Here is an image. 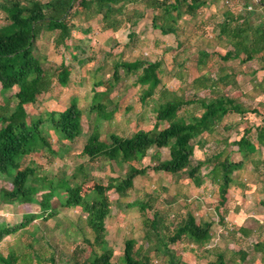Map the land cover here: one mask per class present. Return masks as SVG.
<instances>
[{"label":"trees","instance_id":"16d2710c","mask_svg":"<svg viewBox=\"0 0 264 264\" xmlns=\"http://www.w3.org/2000/svg\"><path fill=\"white\" fill-rule=\"evenodd\" d=\"M220 1H0V10L4 12L0 20V85L4 90L17 88L11 99L0 104V198L2 195L6 203L40 205L39 212L25 213L21 221L5 225L0 231V243L7 236L27 231L39 218L48 220L55 217L58 210L52 202L57 198H61L60 208L82 210L91 229L90 236L84 235V244L74 248L69 264H190L174 246L195 243L206 247L211 242L213 222L198 219L189 203L186 204L187 210L174 214L172 210L158 207L159 195L147 194L146 199L141 198L128 205L139 206L144 215V238L149 246L137 247V240L128 238L122 259L114 262L115 251L108 241L106 225L113 204L111 194L117 193L120 199L130 196L136 179L148 172V166L139 164L154 147L157 149L154 157L159 160L153 167L155 171L177 177L185 173L197 186L211 178L219 190L218 208L225 205L229 191L237 182L235 171L243 169L248 159L258 172L264 169V158L252 157L262 155L264 148V104L243 108L220 87V84H231L233 79L223 62L239 59L246 64L257 61L264 68V0H245L243 6H240V0H234L236 7L224 9L222 19L207 20L215 22L216 36L228 49L225 53L199 51L198 64L201 67L211 70L219 64V68L215 75L202 73L193 79L192 97L169 89L166 92L161 90L165 71L162 60L138 58L129 61L121 58L115 61L111 78L97 80L94 84V95L88 109L96 113V123L89 131L83 124L84 110L78 96H74L70 105L62 110L45 109L39 114L29 115L26 106L36 104L41 96L53 92L56 83L65 87L72 81L75 68L71 63L63 60L57 67L45 66L43 59L46 57L37 47L38 40L45 35H51L56 49L71 50L73 58L85 66L94 58L87 55L89 49L84 45L85 41L74 37L75 31L90 33L94 22L104 31L117 32L122 28L135 27L145 16L143 10L151 9L154 12L153 24L160 28L162 34L180 36L185 31L183 25L195 21L193 34L197 36L206 33L207 10ZM129 4L140 8L129 11ZM136 35L134 30L130 32L131 42ZM128 78H134V83L142 87L141 101L144 104L159 95V103L153 109L156 113L154 127L149 130L141 128L130 135L113 131L103 139V121L112 120L118 110L117 104L110 109L115 104L111 95ZM257 86L264 93V82H258ZM203 90H209L215 97H200L199 92ZM249 111L262 119L257 126H246L241 138L233 142L243 157L240 161L233 160L232 153L222 150L193 164L196 145L204 148L218 141V123L228 115L245 116ZM81 141L83 143L79 147ZM222 141L226 145L231 143L228 138ZM162 148L169 149L168 159H160ZM73 155L80 157V161L71 172L66 163L56 173L47 172L48 163L56 159L66 162ZM108 164L117 165L123 174L108 176L105 180L95 173L97 165L105 170ZM204 168H208L206 173ZM150 211L152 216L148 215ZM240 231L246 235L251 233L247 228ZM27 247L23 252L13 249L6 256L0 251V264H48V261L57 264L54 252L46 257L35 249L34 243ZM254 250L264 264V240L257 241ZM246 257L247 253L243 252L242 261ZM213 264L229 262L221 254Z\"/></svg>","mask_w":264,"mask_h":264},{"label":"rangeland","instance_id":"374dc122","mask_svg":"<svg viewBox=\"0 0 264 264\" xmlns=\"http://www.w3.org/2000/svg\"><path fill=\"white\" fill-rule=\"evenodd\" d=\"M234 2V0H221L218 5L213 4L205 16L206 33L197 36L193 34L195 21L184 24L185 31L180 36L162 34L160 28L153 24L154 12L151 9L143 10L145 16L137 26L122 28L117 32L104 31L97 22H94L90 33L74 32V37L77 40L81 38L85 41L84 45L89 49L87 55L94 58V61L85 66L73 58L71 50L56 49L51 35H45L37 42L40 53L46 57L43 59L45 66L47 68L57 67L64 60L68 64L71 63L75 69L72 73V81L68 86L63 87L56 83L53 92L41 96L36 104L26 106L28 114H39L45 109L62 110L70 105L74 96H78L84 110L83 124L85 130L89 131L90 127L96 123V113H91L88 109L94 95V84L97 80L111 78L114 72V63L121 58L129 61L138 58L151 61L162 60L165 71L162 74L161 90L166 92L165 90L169 89L179 95L192 97L193 79L202 73L209 74L211 72L215 75L219 68V64L213 66L211 70L201 67L198 64L199 51L202 49L208 52L225 53L228 49V46L216 36L215 22L209 23L207 20L216 17V20L222 19L224 9L236 7ZM244 3L245 0H240V6H243ZM135 8L140 7L134 4L128 6L129 11ZM3 16L4 12L0 10V20L3 19ZM132 30L137 35L131 42L129 34ZM223 65L233 76L231 84L227 86L220 84L227 96L235 98L243 108H256L260 107V104H264V93L257 86L258 82H264V68L261 63L252 61L243 64L239 59H236L223 62ZM16 91L17 88L4 90L0 85V104L11 99ZM111 96L115 99V104L110 109H113L117 104L118 110L112 120L103 121V139H107L108 134L113 131L130 135L138 129L149 130L154 127L156 113L153 109L159 103V95L144 104L141 101L142 87L134 83V78H128L115 88ZM199 96L208 99L215 97L209 90L199 92ZM261 119L260 115L252 111L247 112L245 116L238 114L226 116L218 123V141H213L204 148L196 145L195 155L192 159L193 164L205 159L207 155L222 150H225L227 154L232 153L233 160L240 161L243 157L238 151V146L233 142L241 138L246 126H257L261 123ZM224 138H228L231 143L226 145L222 141ZM54 140H57L56 136H54ZM82 143V141L79 142L78 146L81 147ZM156 150L155 147L151 148L148 155L139 164L148 166V172L136 179V186L130 196L120 199L117 193L111 194L113 204L111 215L106 219V225L108 241L115 251L113 261L118 262L122 259L125 240L128 238H135L138 243L137 247L140 245L149 246L144 238L143 222L145 217L139 206L130 207L128 204L141 198L146 199L147 194L156 193L159 195L158 207L160 209L172 210L176 214L179 210H187L186 204L189 203L198 219L212 221L214 224L213 239L206 247L198 246L195 243H179L174 246L179 253H182L185 262L213 264L223 254L229 264H263L260 255L254 250V244L259 240H264V205L262 204L264 201V169L258 172L252 161L248 159L243 169L235 171L237 182L229 191L225 205L218 208L219 190L211 178H206L201 186H197L185 173L177 177L167 172L155 171L153 167L159 161L154 157ZM169 157L168 148L160 149V159ZM252 157L264 158V148L262 155H253ZM79 161L80 157L76 155L69 157L66 162L56 159L53 163H48L46 170L56 173L66 163L69 164V172H71ZM126 168L127 166L125 170ZM207 171L208 168L203 169L204 173ZM95 173L105 180L108 176L117 177L123 174L115 164L113 166L108 164L105 170H101L97 165ZM0 178H2L1 174ZM0 185H2V179H0ZM1 198L0 231L5 225L21 221L25 213L40 211L38 203L20 205L14 202L5 206L2 195ZM38 198L41 199V196L39 195ZM60 199H54L52 202L55 209L58 210L55 217L48 220L39 218L27 231L7 236L0 243L2 254L6 256L13 249L23 252L28 249V244L34 243L35 249L46 257H50L54 252L57 264H69L74 248L78 244H84V235L90 236L91 229L82 210L60 208ZM148 215L152 216V212H148ZM241 228L250 229V235L240 231ZM243 252L247 253V257L242 261ZM48 264H52V262L48 261Z\"/></svg>","mask_w":264,"mask_h":264},{"label":"crops","instance_id":"0c3cea01","mask_svg":"<svg viewBox=\"0 0 264 264\" xmlns=\"http://www.w3.org/2000/svg\"><path fill=\"white\" fill-rule=\"evenodd\" d=\"M0 186H1V185H0ZM4 205H5V206H7V205H8V203H6V202H5V203H4Z\"/></svg>","mask_w":264,"mask_h":264}]
</instances>
